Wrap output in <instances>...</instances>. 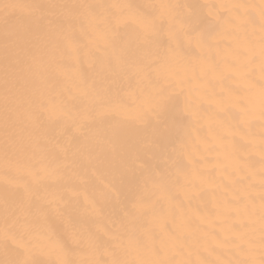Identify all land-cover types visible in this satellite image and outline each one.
I'll return each mask as SVG.
<instances>
[{
	"label": "bare ground",
	"instance_id": "1",
	"mask_svg": "<svg viewBox=\"0 0 264 264\" xmlns=\"http://www.w3.org/2000/svg\"><path fill=\"white\" fill-rule=\"evenodd\" d=\"M262 36L261 0H0V264H264Z\"/></svg>",
	"mask_w": 264,
	"mask_h": 264
},
{
	"label": "snow or ice",
	"instance_id": "2",
	"mask_svg": "<svg viewBox=\"0 0 264 264\" xmlns=\"http://www.w3.org/2000/svg\"><path fill=\"white\" fill-rule=\"evenodd\" d=\"M10 5H5L9 7ZM261 20H262V30H264V0H261ZM262 44H264V36H262ZM264 199V197H262ZM262 235H261V244L264 246V208H262ZM14 264H35L31 259H20L14 262Z\"/></svg>",
	"mask_w": 264,
	"mask_h": 264
}]
</instances>
